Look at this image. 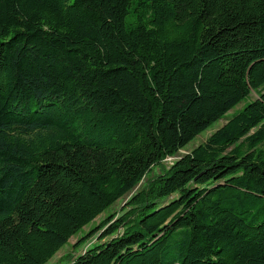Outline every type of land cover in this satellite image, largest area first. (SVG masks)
Wrapping results in <instances>:
<instances>
[{
  "label": "trees",
  "instance_id": "obj_1",
  "mask_svg": "<svg viewBox=\"0 0 264 264\" xmlns=\"http://www.w3.org/2000/svg\"><path fill=\"white\" fill-rule=\"evenodd\" d=\"M144 180L70 264H264V0H0V264Z\"/></svg>",
  "mask_w": 264,
  "mask_h": 264
},
{
  "label": "rangeland",
  "instance_id": "obj_2",
  "mask_svg": "<svg viewBox=\"0 0 264 264\" xmlns=\"http://www.w3.org/2000/svg\"><path fill=\"white\" fill-rule=\"evenodd\" d=\"M257 96L255 94L252 93V95L248 98V101H253L254 99H256ZM247 101H243L242 103H240L239 105H237L232 111L229 112V114L227 115V117L219 122H216L215 124L212 125V128L210 130H208L205 133H202L201 135H199L198 137H196V139L190 143L184 150L180 151L177 158H169L167 160H165V162L163 163V165L168 168L172 162L176 159H179L181 156L191 152L194 148H196L198 145H200L201 143H204L206 141V139L219 127H221L227 118H230L231 114L234 113L235 111L242 109L243 105L246 103ZM160 172V170L158 168H154L153 170V175H158ZM152 175V176H153ZM147 180V179H146ZM143 183H141L134 191L133 193H131L130 196L124 198L123 200L117 202L113 207L109 208L108 210H106L105 214L99 218H97L93 224L91 225V227H85L82 232L76 236L73 237L69 240V242L64 245L46 264H70L78 255L84 253L87 249L99 244L98 239L101 233H99L96 236H93L92 238H90L85 244L81 245V246H77V241L79 240V237L87 234L90 229L94 228H98L100 226V223L102 221H104V218L109 215V214H126L128 211H130V207L126 209V211H122L121 209L125 206V204H127L129 198L133 195H135L139 190L142 189L143 184L145 183V181ZM103 242V241H102Z\"/></svg>",
  "mask_w": 264,
  "mask_h": 264
}]
</instances>
